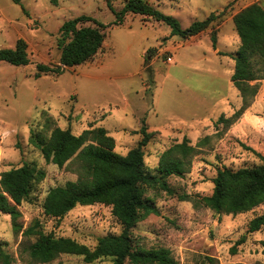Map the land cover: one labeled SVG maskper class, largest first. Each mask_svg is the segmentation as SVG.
Returning a JSON list of instances; mask_svg holds the SVG:
<instances>
[{"label":"rangeland","instance_id":"374dc122","mask_svg":"<svg viewBox=\"0 0 264 264\" xmlns=\"http://www.w3.org/2000/svg\"><path fill=\"white\" fill-rule=\"evenodd\" d=\"M110 1L117 10L126 2ZM147 1L177 18L184 28L212 13L220 16L198 35L183 39L151 16L129 13L123 24H116L108 0H0V46H15L22 37L31 56L23 66L0 62V173L24 162L47 170L31 199L19 206L21 221L27 226L40 219L46 232L92 248L99 237L121 233L123 226L112 207L102 203L77 205L62 218L45 215L42 204L49 189L77 179V174L67 165L48 163L31 143V131L43 125L44 113L75 134L103 126L115 138V150L125 155L139 144L143 133L135 131L145 122L153 133L144 147L146 167L152 173L162 153L185 136L195 149L189 171L167 178L170 191L148 189L159 213H151L133 228L137 243L169 248L179 264H264V227L247 232L264 205L219 214L196 202L213 192L218 167L238 169L262 162L264 78L252 82L259 85L258 93L238 122L228 128L215 122L243 105L231 79L240 46L233 16L264 0ZM80 15L109 25L102 49L91 60L68 66L58 75L36 76L38 62H59L60 27ZM244 235L246 239L239 242ZM23 240L21 233L14 232L10 214L0 212V244L12 264H35L22 252ZM47 264H112V258L88 263L83 255L64 253Z\"/></svg>","mask_w":264,"mask_h":264},{"label":"trees","instance_id":"16d2710c","mask_svg":"<svg viewBox=\"0 0 264 264\" xmlns=\"http://www.w3.org/2000/svg\"><path fill=\"white\" fill-rule=\"evenodd\" d=\"M109 8L116 14V24H123L129 13L151 16L170 25L172 34L189 39L206 30L220 14L212 13L203 20H196L184 28L172 15L165 14L147 0H126L117 10L108 0ZM240 46L236 51L232 81L239 89L243 105L231 116L224 113L215 122L225 128L238 122L244 111L256 97L259 85L252 83L264 78V4L254 2L233 16ZM92 22V25H86ZM108 24L90 15H80L68 20L60 27L59 48L61 55L57 64L37 63L36 76L60 74L68 66H76L94 58L102 49ZM217 44L216 31L211 35ZM13 65H28L31 61L26 39H17L14 47L0 46V62ZM44 123L32 129L30 141L42 153L48 163L59 167L67 165L77 174V179L65 185L49 189L43 201L45 215L62 218L77 205L102 203L112 207V213L123 226L119 234H107L98 238L95 247H90L72 237L57 236L46 232L40 219L24 226L19 206L30 200L32 192L47 176V170L33 162H24L0 173V212L8 213L13 230L23 235L22 252L27 253L35 264H47L61 254L83 255L92 263L103 257H111L112 264H179L169 248H145L137 243L132 230L137 223L151 213H159L154 200L147 196L149 188L170 191L167 178L184 175L190 169L195 147L188 137L165 150L152 173L146 167L144 147L152 132L144 122L137 132L143 133L139 144L123 155L115 150L116 140L103 126H91L80 134L71 128L55 125L50 115L44 113ZM261 163L233 169L226 165L217 168L213 178L214 188L209 195L196 200L216 213H241L264 205V155ZM188 199V195H183ZM264 227V211L249 222L247 232L260 231ZM247 235H244L243 242ZM34 238V240H32ZM264 253V239L261 241ZM0 262L12 264V257L0 244Z\"/></svg>","mask_w":264,"mask_h":264},{"label":"crops","instance_id":"0c3cea01","mask_svg":"<svg viewBox=\"0 0 264 264\" xmlns=\"http://www.w3.org/2000/svg\"><path fill=\"white\" fill-rule=\"evenodd\" d=\"M9 47H14L13 45H10Z\"/></svg>","mask_w":264,"mask_h":264}]
</instances>
